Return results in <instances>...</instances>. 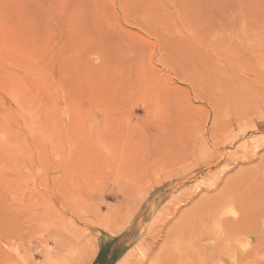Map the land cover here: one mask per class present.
<instances>
[{"label":"rangeland","instance_id":"1","mask_svg":"<svg viewBox=\"0 0 264 264\" xmlns=\"http://www.w3.org/2000/svg\"><path fill=\"white\" fill-rule=\"evenodd\" d=\"M0 264H264V0H0Z\"/></svg>","mask_w":264,"mask_h":264}]
</instances>
